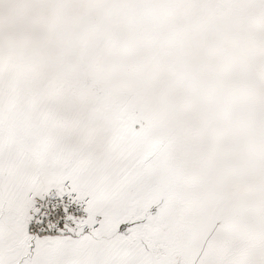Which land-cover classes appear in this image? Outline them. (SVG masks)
<instances>
[{"label":"snow or ice","instance_id":"6c2138e0","mask_svg":"<svg viewBox=\"0 0 264 264\" xmlns=\"http://www.w3.org/2000/svg\"><path fill=\"white\" fill-rule=\"evenodd\" d=\"M0 264H264V0H0Z\"/></svg>","mask_w":264,"mask_h":264}]
</instances>
